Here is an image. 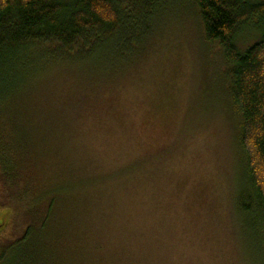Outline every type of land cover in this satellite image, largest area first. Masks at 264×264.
I'll use <instances>...</instances> for the list:
<instances>
[{
	"label": "rangeland",
	"instance_id": "obj_1",
	"mask_svg": "<svg viewBox=\"0 0 264 264\" xmlns=\"http://www.w3.org/2000/svg\"><path fill=\"white\" fill-rule=\"evenodd\" d=\"M168 9L128 66L52 68L0 106L2 264H264L223 58L188 0Z\"/></svg>",
	"mask_w": 264,
	"mask_h": 264
},
{
	"label": "trees",
	"instance_id": "obj_2",
	"mask_svg": "<svg viewBox=\"0 0 264 264\" xmlns=\"http://www.w3.org/2000/svg\"><path fill=\"white\" fill-rule=\"evenodd\" d=\"M177 1L0 0V106L52 68L97 73L128 66ZM188 1L201 40L223 58L224 111L236 122L245 168L236 210L249 220L256 216L258 232L264 223V0ZM252 34L256 40L241 49ZM0 163L7 180L1 149Z\"/></svg>",
	"mask_w": 264,
	"mask_h": 264
},
{
	"label": "flooded vegetation",
	"instance_id": "obj_3",
	"mask_svg": "<svg viewBox=\"0 0 264 264\" xmlns=\"http://www.w3.org/2000/svg\"><path fill=\"white\" fill-rule=\"evenodd\" d=\"M11 212H9L8 208H0V238L7 233V231H9V228H10V225H11ZM7 246H11V244H7L6 246L2 247L0 246V249H2L3 253H4V248L6 250V247ZM8 247V248H9ZM3 253L2 255H0V259L2 258L3 256ZM2 260H0V264H1Z\"/></svg>",
	"mask_w": 264,
	"mask_h": 264
}]
</instances>
